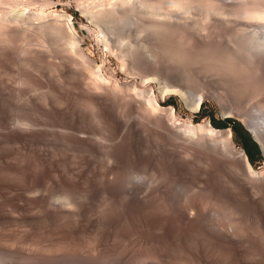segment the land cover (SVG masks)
<instances>
[{
	"label": "bare ground",
	"instance_id": "bare-ground-1",
	"mask_svg": "<svg viewBox=\"0 0 264 264\" xmlns=\"http://www.w3.org/2000/svg\"><path fill=\"white\" fill-rule=\"evenodd\" d=\"M89 1L94 3L86 5V2L82 9L87 20L99 29L104 39V47L110 50V47L117 45L116 54L120 57L121 63L129 65L128 67L132 69L138 70V67H141V71L144 69L149 71L152 76L148 78L146 75L150 73L141 75L138 73L141 72L140 69L137 73L144 82L151 80L157 83L158 94L162 99L166 94L177 95L191 111L195 112L201 107L204 97L212 98L221 105L224 114L239 119L247 126L264 153V0ZM197 14L204 15V18L197 17ZM216 28L220 29L217 33H221L223 29L228 32L234 31L240 37V41L235 38V42L231 44L230 40L225 46L223 39L221 41L223 45L216 42L219 38L216 32L213 33L215 31L213 29ZM29 32L30 36L31 33L38 37L40 35V38L46 36L44 39L47 41L42 38L41 41L39 38L36 40L37 44L38 41L42 43L40 44L42 49L37 50V47L41 48L40 46H35L36 51L33 52L27 46L28 49L26 47L24 49L37 58L42 59L47 55L59 58L56 61L58 60L57 65L61 67L62 73L71 74L77 81L79 80L95 106L102 108L111 100L127 108L128 115L134 117L125 127L123 126L126 130L124 133L127 132L129 137L138 138L141 144L146 141L155 143L157 149L161 151L163 162L183 165L192 169L191 172L194 170L201 178L205 189L212 186L223 196L235 197L233 190L226 186L213 185L211 179H217L220 175L227 183L232 184L238 193L250 199L253 205L259 206L260 202L262 206L264 205V169H255L250 164L245 151L235 146L230 129L215 128L208 121L180 122L175 116L174 108L163 106L157 99L158 94L156 95L152 89L139 91L135 87V82L133 85L131 83L133 89L130 85L128 86L131 88L126 87L125 84L126 88L134 90L133 93L136 92L129 95L130 90L123 85L118 82L111 83L100 67L81 49L80 37L67 14L45 12L42 8L32 10L17 5L0 11V40L3 46L10 40L11 35H20L23 41ZM212 34L218 37L215 38L216 41ZM145 38L148 40L147 44L142 42ZM33 49L34 47L31 48ZM165 51L170 52L169 58L168 55L164 58ZM172 55L178 59H176L180 67L178 71L171 66L175 63L170 60ZM206 73H211L207 74L211 77L213 73L216 74L220 82L226 84V87L221 84L226 88L225 91L209 84L211 81L207 82V78H204L207 76ZM201 74L203 77L200 80L194 78L196 75L201 77ZM194 79L200 81L196 82V85L199 83L196 87ZM186 81L187 85L193 81L191 83H194V89L192 86V88L186 86ZM121 87L126 89V92L129 91L126 93L127 96ZM120 91L124 96L119 95ZM248 91L256 98V104L251 112L243 110V104L241 106L243 102H238V99L235 101V98L232 100L233 95L241 98L244 95L252 99V95L251 97L246 95ZM114 132L118 134L117 131ZM18 133L11 132L9 136L15 141L21 139L24 141L25 137ZM89 143L88 141L87 145ZM3 158L5 160V157ZM1 165L17 172L15 163ZM54 171L56 173V168ZM173 173L174 171L172 175ZM175 173L178 176L177 172ZM55 181L53 184L56 187L58 183L59 186L63 184L69 186L73 184L79 188L86 186L82 181L74 184L71 179ZM103 181L109 195L113 194V198H117L120 205L125 207L124 210L130 208L129 203L142 205L145 202L152 205L157 201V197L146 200V189L143 192L141 186L135 189L126 186L128 190L125 195L122 192V196L118 182L105 178ZM129 181L125 182L126 185L131 183ZM11 188L13 195L0 194V237L6 236L13 239L12 242L22 243L32 240L35 245L33 249L25 248L24 243L22 246L12 242L13 245L10 246L0 243V264H66L68 259L77 264H264V209H246L243 203L242 206L245 208L243 212L227 210L225 206L226 210L223 209L226 212L224 210L222 212V209L221 211L219 209L220 205L217 209L221 213L218 212L215 216L208 212L205 214L200 209L195 211L188 209L190 204L194 207V201L199 202L197 200L200 197L192 196L197 199L194 198L191 202L192 198L190 202H186L177 200L173 195L169 196L164 190L166 193L163 192L165 195L162 202L165 210L152 213L150 216H140L142 225H132V228L128 229L122 227L118 219L108 222L89 220L83 213L85 204L77 197H71L70 201L54 198L45 206L44 197L38 196L31 200L20 187L13 185ZM126 188L124 185V189ZM93 197L98 199L99 195L95 193ZM72 204L78 210L67 223L70 214L63 209ZM3 205H8L11 209L5 210L6 207L3 208ZM32 206L40 213L29 212L28 209ZM168 206L173 209H168ZM42 215L47 217L48 221L40 220ZM250 216L254 217L255 221L259 220L260 225L250 226L248 223V220L252 222ZM149 221L155 226H149L151 224ZM60 222L62 223L58 224ZM89 242L96 244V252L90 253L83 249ZM64 243H69V247L60 248L58 244ZM36 245H40L41 248L39 246L35 249Z\"/></svg>",
	"mask_w": 264,
	"mask_h": 264
},
{
	"label": "rangeland",
	"instance_id": "rangeland-1",
	"mask_svg": "<svg viewBox=\"0 0 264 264\" xmlns=\"http://www.w3.org/2000/svg\"><path fill=\"white\" fill-rule=\"evenodd\" d=\"M85 3L86 5L92 4L94 3V1L90 2L89 0H85L84 2V0H22V2H20V0H0V11L14 8L17 5L18 7L23 6L32 10L42 8L45 10V12L67 14L68 18L75 27L78 37H80L81 49L96 63V65L100 67L102 73L109 81H111V83L118 82L123 86L127 84L126 87H130L131 83L133 85V82H135V87L139 89V91H142V89H152L157 95V83H154L151 80L146 81V83L141 77V75L149 74V71L145 69L143 70L142 68V70L144 71L143 72L141 71V67H138L143 73L142 74L141 72H138L141 74L138 75L137 71L139 69H132L128 67L129 65H124L123 62L121 63L120 57H118L116 54V50H118L117 45L115 47L113 46V48H116L114 50L112 47H110V50L108 47H104V39L101 33H99V29L87 20L84 9H82ZM200 16H198L197 14V17L202 18L203 16L204 18V15L201 14ZM213 30H215L213 33H217V31L220 29L216 28ZM223 30L221 31V33H217V35H219V38L216 36V34H212L215 36H213L214 39L218 38V41H216L215 39L216 42L219 43L223 39L225 40V42L223 41L225 44L222 42L220 44H224L225 46L229 44L230 40L231 44L236 40L240 41V37L237 36L234 31L228 32V30L226 29ZM222 32H227V34H229L225 35ZM232 32L233 34H231ZM221 34L223 36H221ZM27 35L28 37H26ZM32 35H34V33H31L30 36V32L29 34L27 33L26 36L24 35L26 38H32H25L27 42L24 40V38L22 41L19 37L20 35H11L9 38L10 40L7 41L9 43L6 42V44L5 42H3L5 43V46L1 44L2 41L0 40V53L3 54L2 56L0 54V168L2 169H0V194L10 193L13 195L14 192H12L13 190L11 186L15 185L17 187H20L24 194L29 199L31 198V200H34V198L36 199L38 196L44 197L45 206L48 205V201L54 198H64L67 200L69 199L70 201L71 197H77L81 202L85 204V210L82 211L84 213V216L89 220L93 221L95 219L98 221L101 220L104 222H108L112 219H118L120 220V225L128 229H131L132 225H142L139 218L140 216H150L152 215V213L165 210V205L162 202V198L165 195L163 192L165 191L169 194V196L173 195L177 200L179 199L186 202H190V199L192 198L193 199L191 202H193L195 197L192 196H197L201 199L203 198L202 200L198 198L197 201L199 202L197 203L199 205L194 201V207L193 204H190L188 209L193 211L200 209V211L205 212V214L211 213L215 214V216L219 212L217 206L220 205L222 207L220 206L219 209L220 211L222 209V212L225 209L224 206L226 207V209L228 208L227 210H232L235 212H243L245 211V208L251 210H256V208L264 209V205L262 206L261 202L260 208V205H253L250 199H247L245 198V196H242L240 193H238L232 186V184L227 183L220 175H218L217 179H211L213 185L226 186L230 190H233L236 195L235 197L230 198L227 196H223L215 189H213L212 186L209 189H205L203 187L201 178L199 177V175L197 176V174H195L196 172L194 170L193 173L191 172L192 169H188L183 165L163 162V159L160 155L161 151L157 149L155 143L146 141L144 144H141V141L138 138L133 139L131 136L129 137L127 135V132L126 134L124 133L126 131L124 127L126 123L134 119V117H132V115L130 114V116L128 115L127 108L124 105L121 106L119 103H115L111 100L108 102L107 106H104L102 108L95 106L89 99L87 91H85V87L83 86V88L80 85L81 82L79 80L77 81L71 74L67 75V73H62L63 71L62 69H60L61 67L59 66V64L57 65L59 58L47 55L49 58L45 56L47 59L43 57V61L41 58L30 55V51H36L35 46L37 47L42 44L41 42L39 43V41L46 38V36H44V38L41 37V39L40 35L39 37L37 35H34L32 37ZM231 35L234 36V40L233 36ZM228 37H230L231 39H228ZM235 38L237 39L235 40ZM37 39L39 40L38 44L36 41ZM44 40L47 41V39ZM147 41L148 40L145 38L142 42H144V44H147ZM43 43H45L46 45L48 44L47 42ZM26 46L29 47L30 51L24 49V47ZM22 47L24 50L21 49ZM33 47L34 49L31 50V48ZM40 47L41 48L37 47V50L43 48L42 46ZM25 50L27 53H24ZM108 50L111 52H109ZM164 54V58H166L165 56L167 55L169 58L170 52L168 53V51H165ZM172 57L175 58V56L173 55L171 56V58ZM168 58L167 60H169ZM171 58L170 60L175 61V63L171 62L173 64L171 66L177 68L176 70L178 71L180 68L179 64L177 63L178 59ZM56 59L58 60L56 61ZM207 74L211 73H206V75ZM149 75H146V77L148 78L152 76L151 73ZM212 75L213 78L209 75L205 76L204 78H207V82L211 81V83L209 82V84H211L215 88L219 90L221 89V91H225L226 84L220 82L221 80L219 79V77L217 78L216 74V76L214 75V73ZM199 77L200 75H196V77L194 78L200 80L203 77V74H201L200 78ZM141 80H143L142 83L144 84L141 83ZM198 80L194 79L195 87L199 84L197 83L196 85V82H200ZM191 82L193 81H190L189 85H187L186 81L185 85L189 88L193 87L194 89V83ZM221 84H223L225 87H223V85ZM126 87L124 86V88ZM126 89L130 90V93L129 91L126 92ZM126 89H122L123 92L125 91L124 94L129 93V95H132V93L134 92V90L131 91V89L129 88ZM122 91H120L119 95H123L121 94ZM248 92H246V95L248 94V96L251 97L252 93ZM127 95L128 94H126V96ZM235 95L237 96V94ZM159 96L160 95L158 94L157 99L163 106H172L174 108L175 116L176 118H179L180 122L203 123L204 121H208L211 124L210 117L213 116L216 120L232 118L241 125L244 124L239 119L224 114L221 105L210 97H204L201 107L198 109V111L193 112L177 95L166 94L163 99L161 96ZM142 97L143 95L141 96V98ZM232 97V100L235 98V101H237L236 99H238V102H243L241 103V106L243 104L242 108L243 110H245V112H251L254 109L256 98H254L253 95L251 97L252 99H248L247 96L244 95L242 98L234 97V95ZM171 99L173 104H168L169 100ZM115 122L117 124H115ZM122 122H124L123 125ZM118 127L122 128L119 129ZM16 128L18 129V131ZM19 128H22L20 129L21 131L19 130ZM226 128L231 130L235 146L243 149L241 143L234 135L231 127L228 126ZM33 129L36 131H34ZM26 131H28V133H26ZM114 131H117L118 134H116V132ZM118 131H121V134ZM8 132H19L18 134L25 137V142L22 139L19 141H15V139L9 136L10 133ZM119 134L121 137L118 136ZM29 139L32 141H30ZM35 139L39 141H36ZM88 141L90 142V146L87 145ZM119 141L123 144H120ZM91 143L93 145H91ZM25 144L28 145V148ZM31 145L33 148L31 147ZM11 150L12 152H10ZM3 157H5V160ZM4 161L5 163H3ZM13 161L18 168L17 172L4 167V165L3 167H1V164H14ZM23 162L25 166L23 165ZM17 164H20V166L18 167ZM250 164L255 169H264V153L262 154V158ZM55 168L56 173H54ZM20 170L24 171L21 172ZM51 171L53 172L51 173ZM173 171L174 173L172 175ZM175 172H177L178 176L180 177H178ZM19 173H21L22 175ZM181 173H184L186 175ZM35 175L37 181L35 179ZM174 176L177 177L175 178ZM104 178L109 181L118 182L121 186V190L119 192L120 194H122V196V192H124L125 195L128 187L135 189V187L141 186L143 192L146 189V200L150 197H157V201L152 205H149L145 202L142 205H135L133 203L128 204L124 201V203L130 206V208L124 210L123 208L125 207L120 205V201L117 200V198H113V194L109 195L108 189L105 186L106 183L103 181ZM70 179L74 184L78 181L84 182L86 185L85 188H79L73 184V186L64 184L59 186V183L56 187V185L53 184L55 180V182H62L63 180ZM127 180H130L129 182H131L129 185H126ZM123 184L125 185V188L126 186L128 187L124 189ZM68 186L70 187L69 189H67ZM134 191L132 190V192ZM95 193L99 195L98 199H94L93 194ZM197 197L195 198V200L197 199ZM243 203L245 205V208L242 206ZM72 205H69L67 207L65 206L64 209L62 207L63 210L69 212L70 214V220L67 221V223L73 219L74 214H76L78 210L75 205ZM2 207H6L4 208L5 210L11 209L10 207H8V205H3ZM168 209L171 210L173 208L168 206ZM28 210H30L29 212L34 214L37 212L40 213V211L34 208V206L29 208ZM215 210L217 211L215 212ZM220 213L221 212H219V214ZM249 219L252 220V222H249L248 220L250 226L253 225L252 227H256L260 225V221H255L254 217H251ZM40 220L44 222L48 221L47 217H45L44 215L41 216ZM61 223L62 222L58 224ZM149 223L151 222L149 221ZM149 226L153 227L155 226V224L151 223L149 224ZM4 237L6 236L0 237V243H6V245L9 244L8 246H10L12 243L22 246V244L24 243L17 242L15 240V242H12L13 239ZM3 238L5 240H3ZM28 243H24L23 246H25V248L27 247L34 249V241L31 240ZM58 245L60 248L69 247V243ZM39 246L40 245H36L35 249L39 248ZM83 249L90 253L96 252V244L93 242H89L85 245V247H83ZM223 257L226 258V256ZM66 264L77 263H75L72 259H68L66 260Z\"/></svg>",
	"mask_w": 264,
	"mask_h": 264
},
{
	"label": "trees",
	"instance_id": "trees-1",
	"mask_svg": "<svg viewBox=\"0 0 264 264\" xmlns=\"http://www.w3.org/2000/svg\"><path fill=\"white\" fill-rule=\"evenodd\" d=\"M168 104H173L172 99L169 100ZM210 121L212 126L215 128L231 127L234 135L241 143L250 163H254L256 160L262 158V152L260 151L258 144L252 139L250 133L245 129V127L236 120L232 118L216 120L213 116H211Z\"/></svg>",
	"mask_w": 264,
	"mask_h": 264
},
{
	"label": "water",
	"instance_id": "water-1",
	"mask_svg": "<svg viewBox=\"0 0 264 264\" xmlns=\"http://www.w3.org/2000/svg\"><path fill=\"white\" fill-rule=\"evenodd\" d=\"M243 126L245 127V129L250 133V135H251V137H252V139L258 144V146H259V149H260V151L262 152V154H263V150H262V148L260 147V145H259V143L253 138V136H252V134H251V132H250V130L247 128V126L245 125V124H243Z\"/></svg>",
	"mask_w": 264,
	"mask_h": 264
}]
</instances>
